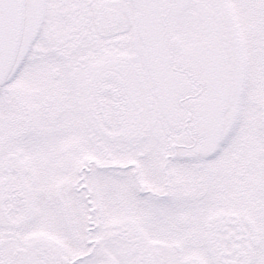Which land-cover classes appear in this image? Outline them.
Segmentation results:
<instances>
[{
    "label": "snow or ice",
    "instance_id": "6c2138e0",
    "mask_svg": "<svg viewBox=\"0 0 264 264\" xmlns=\"http://www.w3.org/2000/svg\"><path fill=\"white\" fill-rule=\"evenodd\" d=\"M0 264H264V0H0Z\"/></svg>",
    "mask_w": 264,
    "mask_h": 264
}]
</instances>
